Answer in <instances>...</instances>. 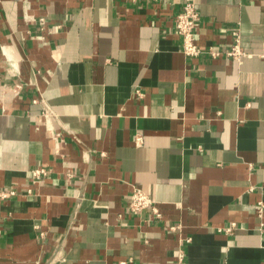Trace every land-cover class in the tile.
Instances as JSON below:
<instances>
[{
	"label": "crops",
	"instance_id": "obj_1",
	"mask_svg": "<svg viewBox=\"0 0 264 264\" xmlns=\"http://www.w3.org/2000/svg\"><path fill=\"white\" fill-rule=\"evenodd\" d=\"M181 3L0 0V264H264V0Z\"/></svg>",
	"mask_w": 264,
	"mask_h": 264
},
{
	"label": "built area",
	"instance_id": "obj_2",
	"mask_svg": "<svg viewBox=\"0 0 264 264\" xmlns=\"http://www.w3.org/2000/svg\"><path fill=\"white\" fill-rule=\"evenodd\" d=\"M26 20L32 19L31 16L25 15ZM45 17H38L36 22H38L39 26L43 28L46 24ZM201 20L200 12L196 7L195 0H182L179 11L176 13L173 19L174 32L179 37L180 40V49L181 52L188 58H197L203 54H207L212 58H216L220 56L222 53L237 62H240L244 56H247L241 45V34L240 28L238 25H234L230 27L232 42L229 47L221 52V50L217 49L214 45H208L206 47H200L195 41V35L197 33V29L199 27ZM257 55L261 58H264V46L260 50ZM13 67V66H12ZM17 71H14V75ZM20 85H14L13 90L16 92L17 87ZM138 95H141L139 91H136ZM33 103L37 102V99L32 100ZM141 140L140 136H136V141L139 142ZM48 173V169L44 167L35 168L32 170L31 179L33 181H38L44 178ZM13 192L0 191V197H6L7 195L12 194ZM261 202L258 203V210L261 213ZM128 209L131 213H138L144 209H150L152 212V220L156 222L161 218V214L159 210L156 208L154 201L140 188L137 186L132 187V191L129 197ZM232 227V226H231ZM231 227L225 228V231L228 232ZM173 229V227H171ZM181 257V255H179ZM119 264H125V262H121Z\"/></svg>",
	"mask_w": 264,
	"mask_h": 264
}]
</instances>
